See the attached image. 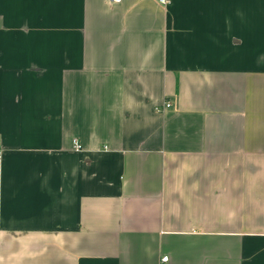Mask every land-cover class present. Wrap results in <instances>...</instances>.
Masks as SVG:
<instances>
[{
    "label": "crops",
    "instance_id": "1",
    "mask_svg": "<svg viewBox=\"0 0 264 264\" xmlns=\"http://www.w3.org/2000/svg\"><path fill=\"white\" fill-rule=\"evenodd\" d=\"M0 151V264H264V0H0Z\"/></svg>",
    "mask_w": 264,
    "mask_h": 264
},
{
    "label": "built area",
    "instance_id": "2",
    "mask_svg": "<svg viewBox=\"0 0 264 264\" xmlns=\"http://www.w3.org/2000/svg\"><path fill=\"white\" fill-rule=\"evenodd\" d=\"M108 1H110V2H120L121 0H108ZM161 4H163V5H167V4H169V2H170V0H158ZM171 105V103H166V106L167 107H169ZM75 147H76V149H80L81 148V145H80V143H79V141L78 140H75ZM1 156H2V152L0 151V158H1ZM163 260L164 261H167L168 260V256H164L163 257Z\"/></svg>",
    "mask_w": 264,
    "mask_h": 264
}]
</instances>
